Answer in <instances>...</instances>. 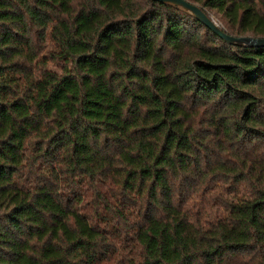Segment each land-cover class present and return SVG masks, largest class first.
<instances>
[{
    "label": "trees",
    "instance_id": "obj_1",
    "mask_svg": "<svg viewBox=\"0 0 264 264\" xmlns=\"http://www.w3.org/2000/svg\"><path fill=\"white\" fill-rule=\"evenodd\" d=\"M264 38V0H187ZM0 264H264V47L149 0H0Z\"/></svg>",
    "mask_w": 264,
    "mask_h": 264
},
{
    "label": "water",
    "instance_id": "obj_2",
    "mask_svg": "<svg viewBox=\"0 0 264 264\" xmlns=\"http://www.w3.org/2000/svg\"><path fill=\"white\" fill-rule=\"evenodd\" d=\"M159 2L167 6L178 8L181 12L190 15L194 19L204 24L215 35L222 39L230 46L242 48L264 47V38H256L251 36L235 37L227 34L223 28L211 17L207 16L200 6L193 4L187 0H149Z\"/></svg>",
    "mask_w": 264,
    "mask_h": 264
},
{
    "label": "rangeland",
    "instance_id": "obj_3",
    "mask_svg": "<svg viewBox=\"0 0 264 264\" xmlns=\"http://www.w3.org/2000/svg\"><path fill=\"white\" fill-rule=\"evenodd\" d=\"M215 20V19H214ZM216 21V20H215ZM218 24H219V22L218 21H216ZM220 25V24H219Z\"/></svg>",
    "mask_w": 264,
    "mask_h": 264
}]
</instances>
